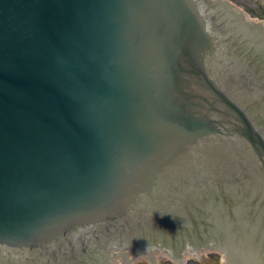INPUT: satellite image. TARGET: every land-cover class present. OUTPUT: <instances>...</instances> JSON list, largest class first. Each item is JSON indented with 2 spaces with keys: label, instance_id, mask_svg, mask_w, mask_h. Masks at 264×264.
<instances>
[{
  "label": "water",
  "instance_id": "95a60500",
  "mask_svg": "<svg viewBox=\"0 0 264 264\" xmlns=\"http://www.w3.org/2000/svg\"><path fill=\"white\" fill-rule=\"evenodd\" d=\"M196 249L264 264V24L222 0H0V264Z\"/></svg>",
  "mask_w": 264,
  "mask_h": 264
},
{
  "label": "rangeland",
  "instance_id": "374dc122",
  "mask_svg": "<svg viewBox=\"0 0 264 264\" xmlns=\"http://www.w3.org/2000/svg\"><path fill=\"white\" fill-rule=\"evenodd\" d=\"M231 5L238 8H243L246 11L252 13L253 16L264 21V0H228ZM206 257L210 263H203L202 258H192L187 263L188 264H224L223 258L219 251L208 252ZM135 264H150L147 259H140L136 261ZM157 264H176L169 257H164L157 260Z\"/></svg>",
  "mask_w": 264,
  "mask_h": 264
},
{
  "label": "bare ground",
  "instance_id": "6f19581e",
  "mask_svg": "<svg viewBox=\"0 0 264 264\" xmlns=\"http://www.w3.org/2000/svg\"><path fill=\"white\" fill-rule=\"evenodd\" d=\"M222 2H230V1H228V0H222ZM231 8L234 9L235 11H237L238 13H240L241 15H243V16H244V19H245V22H249V23H257V24H264V21H262V20L258 19L257 17L253 16L252 13L246 11V10L243 9V8H238V7L233 6V5H231ZM211 251H215V250L203 249V252L205 253V255H207V253H208V252H211ZM219 252H220V254H221L222 258H223L224 264H226V260H225L224 252H222V251H219ZM167 257H169L170 259H172V260L174 261L172 255H169V256H167ZM192 258H201L198 249H196V250H194V251H192V252L186 254V255H185V258H184V262H183V264H188L187 262H188L190 259H192ZM142 259H147V260L150 261V258H149V257H148V258H142ZM138 260H140V259L131 260V262H130L129 264H135L136 261H138Z\"/></svg>",
  "mask_w": 264,
  "mask_h": 264
},
{
  "label": "clouds",
  "instance_id": "9594fccd",
  "mask_svg": "<svg viewBox=\"0 0 264 264\" xmlns=\"http://www.w3.org/2000/svg\"><path fill=\"white\" fill-rule=\"evenodd\" d=\"M151 250V246H148L147 251ZM131 258V257H130Z\"/></svg>",
  "mask_w": 264,
  "mask_h": 264
}]
</instances>
